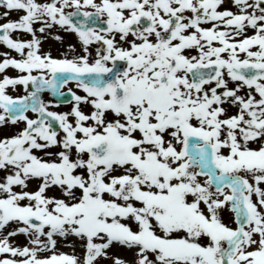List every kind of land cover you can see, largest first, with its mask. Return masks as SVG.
Listing matches in <instances>:
<instances>
[{"label":"snow or ice","instance_id":"snow-or-ice-1","mask_svg":"<svg viewBox=\"0 0 264 264\" xmlns=\"http://www.w3.org/2000/svg\"><path fill=\"white\" fill-rule=\"evenodd\" d=\"M0 8V264H264V0Z\"/></svg>","mask_w":264,"mask_h":264},{"label":"rangeland","instance_id":"rangeland-1","mask_svg":"<svg viewBox=\"0 0 264 264\" xmlns=\"http://www.w3.org/2000/svg\"><path fill=\"white\" fill-rule=\"evenodd\" d=\"M0 22H3V21L0 20ZM55 35L60 36L62 39L61 40L54 39L53 36H55ZM17 38H19V36H17ZM69 44L76 45L77 51H79V44H78L77 38L74 34H67V33L61 32L58 28L54 27L51 30V34L48 35V37L42 41L41 50L42 51H50V53L52 55L60 57L62 53L68 52L67 46ZM5 51H8V50L3 45H0V52H5ZM11 54L15 55V53H11ZM6 71H7V74L9 76H15L17 74L15 72V70H12V69H8ZM23 93H24L23 88L20 86H18L17 89H15V90L9 89V94H11V95L23 94ZM48 101H50V100H48ZM52 110H55V107L52 108ZM63 111H65L64 108H63V110H60L58 112H63ZM17 127L18 126H12V125H6L4 127H0V137L9 136V135L14 134L17 131ZM31 188H35V183L30 185V189ZM49 194H52V193H49ZM230 215L231 214L227 211V209H225L223 212V216H224V219L226 222L228 221ZM15 239H16L17 243H21V244L24 243V237L23 236H19ZM72 241H73V238H69L68 240L58 239L57 249L63 253L74 254L78 257H82L83 249L80 247V244H78L77 250H74L71 246H68L69 244L72 245ZM111 251L122 256V257H124V258H126V259L130 260L132 258V254L128 255L129 253L124 249L113 248Z\"/></svg>","mask_w":264,"mask_h":264},{"label":"bare ground","instance_id":"bare-ground-1","mask_svg":"<svg viewBox=\"0 0 264 264\" xmlns=\"http://www.w3.org/2000/svg\"><path fill=\"white\" fill-rule=\"evenodd\" d=\"M78 244H79V242L76 241L75 238H73V241H72V245H71V247H72L74 250H77V248H78ZM127 252H128V251H127ZM128 253H129L128 255L131 254L130 252H128Z\"/></svg>","mask_w":264,"mask_h":264}]
</instances>
